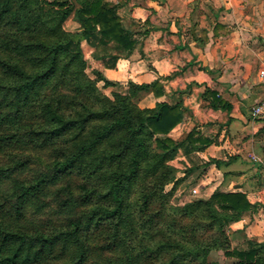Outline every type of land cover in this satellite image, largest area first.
I'll return each mask as SVG.
<instances>
[{"label": "trees", "instance_id": "16d2710c", "mask_svg": "<svg viewBox=\"0 0 264 264\" xmlns=\"http://www.w3.org/2000/svg\"><path fill=\"white\" fill-rule=\"evenodd\" d=\"M117 8L0 0V264H213V250L264 264V242L234 248L226 232L258 207L243 192L172 202L183 178L171 160L209 144L194 129L169 135L188 114L182 103L138 105L163 93L158 78L107 95L97 82L115 83L87 73L81 40L112 42L113 62L137 43ZM69 16L77 31L65 29Z\"/></svg>", "mask_w": 264, "mask_h": 264}, {"label": "crops", "instance_id": "0c3cea01", "mask_svg": "<svg viewBox=\"0 0 264 264\" xmlns=\"http://www.w3.org/2000/svg\"><path fill=\"white\" fill-rule=\"evenodd\" d=\"M110 2L118 5L121 21L137 43L113 62L112 42L94 47L81 40L87 73L92 76L97 70L115 83L104 87L97 82L108 95L112 90L126 92L129 80L149 83L158 78L163 93H144L138 105L180 101L188 114L169 135L182 139L194 129V137L209 140L199 150L179 148L171 160L176 177L183 178L181 190L187 181L194 197H208L216 189L243 192L258 207L228 224L229 240L264 242V119L249 113L264 99V76L259 74L264 69V0ZM64 27L77 31L78 23L69 16ZM207 89L220 101H213ZM210 159L219 163L207 164Z\"/></svg>", "mask_w": 264, "mask_h": 264}, {"label": "rangeland", "instance_id": "374dc122", "mask_svg": "<svg viewBox=\"0 0 264 264\" xmlns=\"http://www.w3.org/2000/svg\"><path fill=\"white\" fill-rule=\"evenodd\" d=\"M101 90L103 91V89ZM104 93L108 95L106 91ZM182 186H184L182 187L183 189L181 190V185H180L172 197V202L174 204H183L188 200L194 198V195L190 194L189 192L190 189L193 187L192 183L185 181L184 185ZM195 195L198 196L197 194ZM226 232L229 237L231 232L228 229H226ZM230 244L231 247L240 249V248H244L247 245V241L237 242L236 240L233 239L230 242ZM208 260L213 264H231L235 259L233 257L225 255L224 250H213L209 253Z\"/></svg>", "mask_w": 264, "mask_h": 264}, {"label": "built area", "instance_id": "2783aa9c", "mask_svg": "<svg viewBox=\"0 0 264 264\" xmlns=\"http://www.w3.org/2000/svg\"><path fill=\"white\" fill-rule=\"evenodd\" d=\"M260 76H264V69L260 70ZM249 113L254 118L264 119V99L256 102L250 107ZM255 160V157H252Z\"/></svg>", "mask_w": 264, "mask_h": 264}]
</instances>
